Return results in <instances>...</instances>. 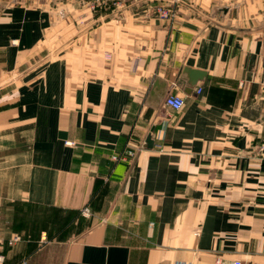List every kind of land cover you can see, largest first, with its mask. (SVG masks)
I'll list each match as a JSON object with an SVG mask.
<instances>
[{
  "label": "crops",
  "instance_id": "obj_1",
  "mask_svg": "<svg viewBox=\"0 0 264 264\" xmlns=\"http://www.w3.org/2000/svg\"><path fill=\"white\" fill-rule=\"evenodd\" d=\"M160 1L0 0L2 264H264V0Z\"/></svg>",
  "mask_w": 264,
  "mask_h": 264
},
{
  "label": "built area",
  "instance_id": "obj_2",
  "mask_svg": "<svg viewBox=\"0 0 264 264\" xmlns=\"http://www.w3.org/2000/svg\"><path fill=\"white\" fill-rule=\"evenodd\" d=\"M85 4L90 8L91 10H95L98 8H103L110 4L111 2L113 4H116V6H122L124 0H84ZM144 1H152V0H144ZM179 2V0H161L159 3L154 5V11L159 19L167 20L172 19L175 15V5ZM199 92V88L196 90ZM164 103L166 106H169L173 108L174 110H179L183 104L184 100L180 95L176 94H168L165 97ZM157 148L161 149V144H156ZM259 148L264 151V134L262 136V141L260 143ZM136 151L134 148L129 147L124 152L120 154H114L111 156L113 160L118 159H126L129 157H133L135 155ZM84 213H88L87 209L84 208ZM20 240V236L13 235L8 240V245H13L15 242ZM2 239L0 238V247L2 246ZM4 261V255L0 252V264H2ZM24 264V263H23Z\"/></svg>",
  "mask_w": 264,
  "mask_h": 264
},
{
  "label": "water",
  "instance_id": "obj_3",
  "mask_svg": "<svg viewBox=\"0 0 264 264\" xmlns=\"http://www.w3.org/2000/svg\"><path fill=\"white\" fill-rule=\"evenodd\" d=\"M192 73H194V74H196V75H198V76L204 74V72H200V71H198V70H193ZM145 142H146V147H147V148H151V147L153 146V140H152L150 134L147 135Z\"/></svg>",
  "mask_w": 264,
  "mask_h": 264
}]
</instances>
